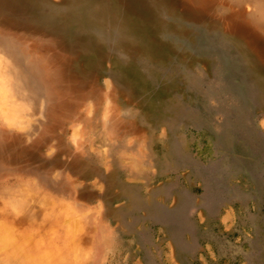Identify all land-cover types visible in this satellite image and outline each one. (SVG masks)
<instances>
[{"label":"rangeland","instance_id":"1","mask_svg":"<svg viewBox=\"0 0 264 264\" xmlns=\"http://www.w3.org/2000/svg\"><path fill=\"white\" fill-rule=\"evenodd\" d=\"M197 1H4L25 56H80L14 95L20 124L0 118V195L29 186L61 228L85 219L76 244L105 238L88 264H264V85L220 43L227 10Z\"/></svg>","mask_w":264,"mask_h":264},{"label":"bare ground","instance_id":"2","mask_svg":"<svg viewBox=\"0 0 264 264\" xmlns=\"http://www.w3.org/2000/svg\"><path fill=\"white\" fill-rule=\"evenodd\" d=\"M0 1L3 3H0V52L12 54L10 59L12 64L15 63L12 70L10 64H5L0 57V118L17 125L20 124V114L14 95L31 96L30 89L38 88L42 91L48 84L55 83L53 80L56 78L61 83L67 76L66 68L73 65L76 55H80L74 51L70 62L63 61L57 68H50V54L43 56L40 53H28L27 58L28 54L25 56L24 52L30 44L27 39L28 32L6 23L5 0ZM205 3L207 4L199 0L196 5L203 6ZM214 4L227 10L229 31L221 36L222 41L218 40L221 41L223 49L225 48L224 51L226 50L233 63L244 65L252 71L250 79L254 83L261 82L264 85V0H213L210 6ZM245 4L253 5L255 10L251 13L244 11L242 6ZM9 73L17 78L14 79ZM48 76L51 79L47 82ZM70 77L72 79L71 75ZM68 87L70 86L64 85L62 90L53 87L50 94L47 91L48 95L44 98L47 101L46 106L56 97L57 93L53 94L54 91L60 95L68 91ZM67 211L75 212L73 208ZM64 213L57 208V202L53 198L29 186L20 192L0 195V264H11L16 259H19V264H88L95 251L104 245L105 238L95 230L90 238L93 241L76 244L74 238L79 227L86 223L85 219L82 218L76 225L61 228ZM51 217L53 219L48 231L40 236L41 227ZM62 247L69 250L60 257L57 251Z\"/></svg>","mask_w":264,"mask_h":264}]
</instances>
